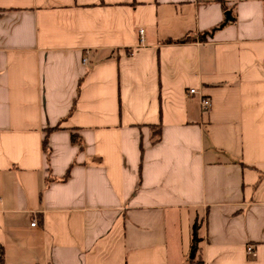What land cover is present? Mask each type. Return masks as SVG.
<instances>
[{"label": "crops", "instance_id": "1", "mask_svg": "<svg viewBox=\"0 0 264 264\" xmlns=\"http://www.w3.org/2000/svg\"><path fill=\"white\" fill-rule=\"evenodd\" d=\"M223 1L0 0L2 264H264V0Z\"/></svg>", "mask_w": 264, "mask_h": 264}, {"label": "trees", "instance_id": "2", "mask_svg": "<svg viewBox=\"0 0 264 264\" xmlns=\"http://www.w3.org/2000/svg\"><path fill=\"white\" fill-rule=\"evenodd\" d=\"M222 7L223 9L226 10V5H225V2L223 0H216ZM225 26V23H222L219 27L211 30V31H208V32H205V33H202L198 36V40L201 41V42H206L207 39L209 37H213V35L219 31L220 29H222L223 27ZM197 41V38L196 37H193L192 35H188L186 36L185 38L183 39H180V40H177V41H173V40H168L166 41V44H188V43H194ZM153 143H157L159 142L160 140V135H161V128L158 127H153ZM73 139V142H77V139L75 136L72 137ZM43 148L45 150V152H49L48 150V140L47 138L45 139V142H44V145H43ZM199 229H200V226L198 224V222L196 221L193 225V232H192V251L197 254L198 250H199V243H200V238H199ZM2 260H3V250L0 249V264H2Z\"/></svg>", "mask_w": 264, "mask_h": 264}, {"label": "built area", "instance_id": "3", "mask_svg": "<svg viewBox=\"0 0 264 264\" xmlns=\"http://www.w3.org/2000/svg\"><path fill=\"white\" fill-rule=\"evenodd\" d=\"M143 34H144V31L141 30L140 31V38H141L140 39V45L141 46L144 45ZM196 94H197V90L196 89H190L189 90V95H196ZM201 106H202V108H203V110L205 112H208L211 109V107H212V101L210 99H208V98H203L201 100ZM37 223H38L37 219H35L34 222L32 223V226L36 227ZM247 252H248L249 255H253L254 254V248L249 246L248 249H247Z\"/></svg>", "mask_w": 264, "mask_h": 264}, {"label": "water", "instance_id": "4", "mask_svg": "<svg viewBox=\"0 0 264 264\" xmlns=\"http://www.w3.org/2000/svg\"><path fill=\"white\" fill-rule=\"evenodd\" d=\"M225 16H226V21L229 22V21H232L233 18H232V15H231V12H226L225 13Z\"/></svg>", "mask_w": 264, "mask_h": 264}]
</instances>
